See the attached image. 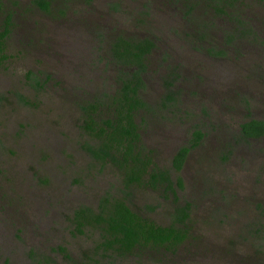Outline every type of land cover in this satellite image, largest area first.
<instances>
[{
	"label": "rangeland",
	"instance_id": "rangeland-1",
	"mask_svg": "<svg viewBox=\"0 0 264 264\" xmlns=\"http://www.w3.org/2000/svg\"><path fill=\"white\" fill-rule=\"evenodd\" d=\"M12 1L0 65V264H264V136L237 137L240 122L264 119V0H237L222 17L209 0H50L48 10ZM116 34L156 43L140 90L150 110L136 114L152 161L168 167L194 127L205 133L176 198L142 185L129 196L159 224L189 203L188 237L173 252L116 255L97 247V228L71 220L79 205L122 194L118 168L84 148L79 105L114 88ZM173 69L177 100L162 105Z\"/></svg>",
	"mask_w": 264,
	"mask_h": 264
},
{
	"label": "trees",
	"instance_id": "trees-1",
	"mask_svg": "<svg viewBox=\"0 0 264 264\" xmlns=\"http://www.w3.org/2000/svg\"><path fill=\"white\" fill-rule=\"evenodd\" d=\"M235 1L237 0H209L208 5L216 15L222 17L228 13L226 7H232ZM12 2L16 3L15 0ZM32 2L43 10H48L50 6V0ZM185 6L191 8L193 4L185 3ZM12 13L10 5L0 0V65L8 57L5 43L11 30ZM235 36L236 33H228L225 41L229 43ZM155 44L150 37L114 35L109 41L107 58V63L115 67L114 88L101 90L79 104L80 126L89 136L84 148L99 163L109 162L118 168L122 176V194L102 195L97 207L79 205L74 209L71 220L75 229L80 232L87 226L97 228L100 232L97 247L116 255L160 250L173 252L188 237V202L175 203L171 209L170 222L159 224L134 208L129 200L132 189L141 185L161 189L163 195L171 194L176 198L177 188L183 187L182 177L178 172L188 152L199 144L205 134L199 127H194L189 138L176 149L168 167L154 163L149 151H145L136 114L150 110V105L142 98L140 90L145 84L143 73L147 69L146 60ZM207 51L218 55L224 53L220 48L212 50L209 47ZM174 73L175 71H171L169 76L164 77L166 91L162 105L175 101L176 91L172 86L178 73ZM35 83L40 84L39 80H35ZM261 136H264V119L250 117L239 123V139ZM171 171L176 172L174 176ZM144 206L147 209L154 208L149 204ZM58 249L61 252L66 251L61 245Z\"/></svg>",
	"mask_w": 264,
	"mask_h": 264
},
{
	"label": "flooded vegetation",
	"instance_id": "flooded-vegetation-1",
	"mask_svg": "<svg viewBox=\"0 0 264 264\" xmlns=\"http://www.w3.org/2000/svg\"><path fill=\"white\" fill-rule=\"evenodd\" d=\"M226 8H227V11H228L231 7H230V6H227ZM252 9H253V8H252ZM240 21H241V22H244L241 18H240ZM240 21H239V22H240ZM147 60H148V58H147ZM147 60H146V61H147ZM147 65H148V64H147ZM173 71H175V69H173ZM169 73H170V72H168L167 74L169 75ZM175 73H178V72H175ZM175 73H174V74H175ZM174 74H173V75H174ZM114 80H115V79H114ZM173 81H174V80H173ZM162 84H163V83H162ZM163 86H164V84H163ZM173 86H174V84H173ZM175 100H177V96H176ZM177 148H178V147H177ZM86 151H87V150H86ZM145 151L148 152V151H150V149L147 148V149H145ZM175 151H176V150H175ZM175 151H174V153H175ZM174 153H173V154H174ZM173 154H172V156H173ZM172 156H171V158H172ZM171 172H172V171H171ZM121 180H122V176H121ZM88 206H89V205H88ZM73 211H74V210H73ZM72 214H73V212H72Z\"/></svg>",
	"mask_w": 264,
	"mask_h": 264
}]
</instances>
